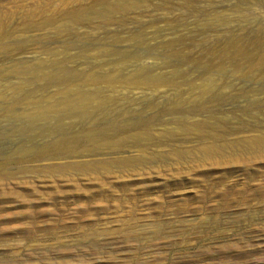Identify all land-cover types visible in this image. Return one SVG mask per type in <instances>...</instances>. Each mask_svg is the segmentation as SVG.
I'll list each match as a JSON object with an SVG mask.
<instances>
[{
	"label": "rangeland",
	"instance_id": "374dc122",
	"mask_svg": "<svg viewBox=\"0 0 264 264\" xmlns=\"http://www.w3.org/2000/svg\"><path fill=\"white\" fill-rule=\"evenodd\" d=\"M0 264H264V0H0Z\"/></svg>",
	"mask_w": 264,
	"mask_h": 264
}]
</instances>
